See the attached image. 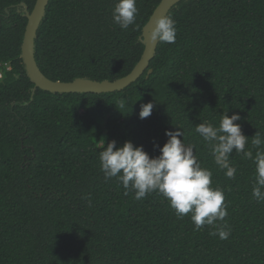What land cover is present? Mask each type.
Returning <instances> with one entry per match:
<instances>
[{"label": "trees", "instance_id": "1", "mask_svg": "<svg viewBox=\"0 0 264 264\" xmlns=\"http://www.w3.org/2000/svg\"><path fill=\"white\" fill-rule=\"evenodd\" d=\"M36 2L0 0V264H264L256 166L234 150L229 179L194 130L237 114L255 156L251 139L264 136V0L181 1L168 15L175 43H159L136 82L107 94L36 88L22 59L23 5L31 13ZM160 2L136 0L135 23L123 30L113 22L115 0H50L36 39L41 71L61 82L127 76ZM153 101L141 120V104ZM177 128L224 191L228 215L216 224L229 226L226 240L209 234L215 226L196 230L190 215L178 219L156 192L125 195L100 169L107 143L131 141L155 158V145L162 148Z\"/></svg>", "mask_w": 264, "mask_h": 264}, {"label": "clouds", "instance_id": "2", "mask_svg": "<svg viewBox=\"0 0 264 264\" xmlns=\"http://www.w3.org/2000/svg\"><path fill=\"white\" fill-rule=\"evenodd\" d=\"M137 14L136 0H115L112 18L121 29L127 30L133 25ZM176 34L175 21L171 16H164L155 21L150 41L173 44ZM118 104L121 109L125 107L123 99ZM155 105V101L141 104L139 118H149ZM240 119L237 114L229 117L227 111L220 116L218 126L204 121L194 130L208 145L214 163L229 179H234L237 171L230 162L234 150L237 155L253 162L256 167L252 196L257 201H264V136L257 131L251 139L252 148L256 149L254 156L252 149L246 148L249 139L243 134L241 125L236 123ZM165 134L168 140L162 148L155 145L161 153L155 158L150 157L143 146L137 147L131 141L119 148L114 140L107 143L99 152L100 169L105 179L116 178L126 190L125 195L129 190L133 191L136 200L156 192L169 202L178 219L190 215L196 230L205 225L215 226L216 230L209 234L228 239L231 234L229 226L216 224L228 215L224 191L212 186V171L198 162L194 146L183 142L182 130L177 128Z\"/></svg>", "mask_w": 264, "mask_h": 264}, {"label": "water", "instance_id": "3", "mask_svg": "<svg viewBox=\"0 0 264 264\" xmlns=\"http://www.w3.org/2000/svg\"><path fill=\"white\" fill-rule=\"evenodd\" d=\"M181 1L183 0H161L160 4L155 8L148 23L143 28V56L132 72L116 81L101 82L85 78H78L73 82H61L47 78L37 62L35 47L38 31L46 16L50 0H37L31 13L28 12V7L23 5V12L28 20L22 45V59L24 60L27 74L36 88L55 94H107L123 91L145 73L150 66V62L155 57L159 43L154 44L150 41V33L155 27V21L161 17L168 16L170 11ZM151 72L152 70H149L148 74Z\"/></svg>", "mask_w": 264, "mask_h": 264}, {"label": "built area", "instance_id": "4", "mask_svg": "<svg viewBox=\"0 0 264 264\" xmlns=\"http://www.w3.org/2000/svg\"><path fill=\"white\" fill-rule=\"evenodd\" d=\"M2 76V73L0 72V77Z\"/></svg>", "mask_w": 264, "mask_h": 264}]
</instances>
